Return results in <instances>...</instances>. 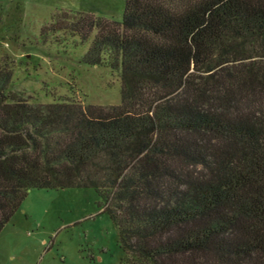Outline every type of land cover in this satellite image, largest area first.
Wrapping results in <instances>:
<instances>
[{"label":"trees","instance_id":"16d2710c","mask_svg":"<svg viewBox=\"0 0 264 264\" xmlns=\"http://www.w3.org/2000/svg\"><path fill=\"white\" fill-rule=\"evenodd\" d=\"M121 104L39 103L0 63V233L32 189L92 188L120 264H264V0H126L121 21L56 12ZM56 44H59L56 42Z\"/></svg>","mask_w":264,"mask_h":264},{"label":"rangeland","instance_id":"374dc122","mask_svg":"<svg viewBox=\"0 0 264 264\" xmlns=\"http://www.w3.org/2000/svg\"><path fill=\"white\" fill-rule=\"evenodd\" d=\"M126 0H0V63L13 62L11 89L39 103L73 98L121 104V79L106 66L82 63L87 43L41 30L56 12L121 21ZM58 42L59 44H56ZM104 201L92 188L32 189L0 233V264H120L125 254Z\"/></svg>","mask_w":264,"mask_h":264}]
</instances>
